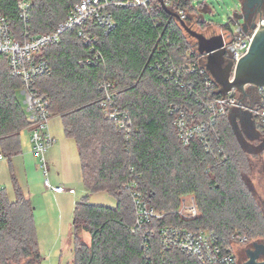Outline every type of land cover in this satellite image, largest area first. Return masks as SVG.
Listing matches in <instances>:
<instances>
[{"label":"trees","instance_id":"1","mask_svg":"<svg viewBox=\"0 0 264 264\" xmlns=\"http://www.w3.org/2000/svg\"><path fill=\"white\" fill-rule=\"evenodd\" d=\"M18 1L0 0V16L20 34L24 25ZM31 1L29 30L40 36L54 32L81 0ZM178 1L188 6L186 0ZM157 11L160 24L155 27L143 9H112L114 27L108 34L100 28L96 31L101 57L92 66L78 65L91 54L76 31L65 33L42 51L51 74L37 80V89L48 97L52 116L62 119L66 137L77 144L87 192H107L117 200L113 209L91 205L89 195L76 203L73 258L68 264H199L179 251L162 249L158 230L180 225L229 238L257 232L254 227L264 223L242 182L239 169L246 160L235 143L233 147L228 117L221 118L216 128L225 160H215L198 140L189 146L180 142L168 111L172 106L194 109L195 100L187 90L160 77L153 64L167 58L169 64L179 66L196 61L198 55L174 17ZM103 81L114 84L117 105L131 115L129 146L117 122L103 113ZM19 87L20 81L10 77L7 60L0 55V146L7 156L20 150L21 131L29 125L16 95ZM129 167L141 175L145 200L165 214L148 225L154 237L147 245L142 229L135 230L136 210L126 189ZM15 192L12 202L0 190V264H20L25 259L41 264L32 202L17 185ZM189 195L195 197L200 216L184 222L175 212L181 198ZM83 232L90 235L89 243L81 237Z\"/></svg>","mask_w":264,"mask_h":264},{"label":"built area","instance_id":"2","mask_svg":"<svg viewBox=\"0 0 264 264\" xmlns=\"http://www.w3.org/2000/svg\"><path fill=\"white\" fill-rule=\"evenodd\" d=\"M188 6L191 0H186ZM206 4L210 0H200ZM31 0H19L17 3L19 19L24 25V32L18 33L3 16H0V55L7 60L9 75L20 81L16 91L21 106L26 115L31 129L30 142L32 152L38 158L44 175L45 186L55 193H63V187H52L48 178L46 154L57 141L49 132L52 119L50 101L46 95L37 89V80L51 74V67L44 58L42 51L58 43L60 37L67 32L76 31L78 38L88 47L91 57L81 59V67L92 66L101 57L96 48L98 36L96 31L100 28L108 34L114 27L112 9L139 8L151 17L153 24H160L158 9L174 14L177 24L184 30V23L192 30V23L204 24V17L191 16L188 6H183L178 0H81L68 14L66 21L60 23L52 33L34 36L30 33ZM246 4L242 0L240 13L235 12L230 22L220 32H213L208 38L222 35L224 40L226 63L231 62L234 71L241 59L249 52L254 36L258 29L264 25V14L257 19L248 16L244 21ZM166 8L167 11L164 9ZM202 19V21H200ZM241 19L244 21L242 24ZM190 22V23H189ZM187 34V32L184 30ZM198 32V31H197ZM200 32V31H199ZM189 37V35L187 34ZM193 51L198 55L196 61H191L179 66L169 64L167 58L156 60L154 67L164 80L174 82L179 89L187 90L189 96L194 98L196 108L172 106L168 115L173 119V125L178 138L184 146H189L193 141H199L207 154L213 155L215 160L226 159L223 149L219 144L216 134L217 123L221 118L228 117L231 111L247 113L252 122L264 126V87L246 86L247 95L244 97L236 88L225 95L219 92L220 87L207 71L205 63L208 54L199 55L197 42ZM189 56V55H188ZM103 91L101 107L109 119L117 122L124 132L126 146L132 142L133 122L128 111L120 109L117 105L118 94L112 82L103 81L100 84ZM215 154V155H214ZM3 155L0 154V160ZM126 189L131 195L136 210V228H141L143 239L146 243L154 237L147 225L152 220H161L165 214L155 210L144 198L139 186V175L133 167L127 171ZM74 194V190H70ZM184 222H191L200 216V209L194 196L181 198L180 207L175 212ZM147 231H145V229ZM134 232V231H133ZM159 241L162 249L179 251L189 257L196 258L199 264H242L237 255V249L245 239L240 235L222 238L213 231L205 229H189L180 225H168L158 230Z\"/></svg>","mask_w":264,"mask_h":264},{"label":"rangeland","instance_id":"3","mask_svg":"<svg viewBox=\"0 0 264 264\" xmlns=\"http://www.w3.org/2000/svg\"><path fill=\"white\" fill-rule=\"evenodd\" d=\"M241 5L242 0H210L206 4L202 3L200 0H191V4L187 8L191 16L202 15L204 17V24H191L195 31H200V33L210 36L215 31L219 33L220 30L225 29L227 25L231 27L233 24L230 20L234 17L235 12L240 13ZM200 21H202V19ZM240 22L244 24L242 19ZM189 39L191 45L194 46L195 40L190 36ZM228 119L234 134L233 147L235 143V146L237 145L241 149L243 158L246 160V165L240 166L239 169L242 182L249 190L250 195L254 202H256L259 212L264 219V126L252 122L250 116L241 111H237L236 114H233ZM61 126L62 123L60 118L56 117L51 119L50 128L59 131ZM27 134V129L21 131L20 138L24 140ZM73 143L74 141H72V145H75ZM74 147L76 149V146H73V148ZM47 168L49 171V178H51L55 170L48 165ZM50 181L52 182L51 179ZM52 184L53 183H51V185ZM68 186L75 191V194H64V197L70 199V206L64 212L65 219L63 225L59 221L60 213H57L52 205L51 207L54 209L52 216L55 218V222L49 219V222L51 221L49 225L41 224L39 226L37 223L41 220H45L46 223L48 219L47 215L43 216L41 207L34 211V217L36 216L38 219L35 223L39 252L42 257L41 264H56L61 258L62 264L69 263L72 260V250L74 247L73 236L71 235L74 219V214L71 209L72 202L77 203L81 198L89 195V202L91 205L104 206L112 209L117 206V200L107 192L94 194L87 192L81 177L77 180L74 179ZM152 221H157V219ZM147 227L149 228L148 225ZM156 228H158L157 225ZM156 228L153 229L155 233L157 232ZM254 228L257 232L252 230V233L245 232L244 234H239L241 238L245 239V242L237 249L238 259L241 263L246 261V250L254 242H264V230H261L264 229V223L261 224V226L259 223V225ZM144 229L147 231L146 228ZM81 237L86 243L90 242V235L87 232L81 233ZM67 258H69L68 261H66ZM20 264H29V259L23 260Z\"/></svg>","mask_w":264,"mask_h":264},{"label":"crops","instance_id":"4","mask_svg":"<svg viewBox=\"0 0 264 264\" xmlns=\"http://www.w3.org/2000/svg\"><path fill=\"white\" fill-rule=\"evenodd\" d=\"M233 114H236V111H231L229 118ZM25 129L28 130V134L24 140L20 138V150L16 154L7 156L2 152L0 146V154L3 155V159L0 160V190H4L7 193L9 200L14 202L16 199L15 186L17 185L25 197L31 200L34 211L41 207L43 210V216L47 215L48 219L46 223L45 220L37 222L39 226L41 224L49 225L51 222H49V219L55 222V218L52 216L54 209H52L51 205L55 208L57 213H60L59 221L63 225L65 219L64 212L70 206V199L64 197V194L69 193L70 195H74L75 193L72 194L69 192L73 189L69 188L68 185H70L74 179L77 180L79 177L82 178L77 144L75 140L66 137L63 123L59 131L50 128L49 125V132L56 139L57 143L46 154L47 165L55 170L51 178H49L48 171V178L49 181L50 179L52 180V182L50 181V184H54H52V187H63L65 189V192L63 193H55L48 189L44 184L45 177L40 167L39 160L32 152L30 126L28 125ZM72 141H74L73 144L75 145H72ZM73 146H76V149L75 147L73 148ZM75 205L76 203L72 202L71 209L73 214ZM34 219L35 222L38 221L36 216ZM71 235L73 236V229ZM68 260L69 258H67L66 261ZM56 264H62V258L59 259Z\"/></svg>","mask_w":264,"mask_h":264},{"label":"water","instance_id":"5","mask_svg":"<svg viewBox=\"0 0 264 264\" xmlns=\"http://www.w3.org/2000/svg\"><path fill=\"white\" fill-rule=\"evenodd\" d=\"M256 1L248 0L247 8L253 6ZM164 9L167 11L166 8ZM247 20L248 15H245L244 21ZM181 24L187 34L196 40L199 55L208 54L205 67L220 87L221 94L225 95L236 88L245 97L246 86L264 87V25L256 32L248 54L239 61L231 81L233 65L225 61L223 36L216 35L208 38L203 33L190 29L184 23ZM242 264H264V242H254L246 250V261Z\"/></svg>","mask_w":264,"mask_h":264},{"label":"flooded vegetation","instance_id":"6","mask_svg":"<svg viewBox=\"0 0 264 264\" xmlns=\"http://www.w3.org/2000/svg\"><path fill=\"white\" fill-rule=\"evenodd\" d=\"M248 0H243L246 4ZM248 16L252 19H257L264 14V0H257L250 8L246 7Z\"/></svg>","mask_w":264,"mask_h":264}]
</instances>
